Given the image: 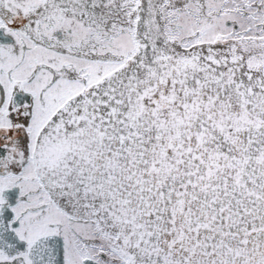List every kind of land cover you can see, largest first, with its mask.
Segmentation results:
<instances>
[{"label": "snow or ice", "instance_id": "snow-or-ice-1", "mask_svg": "<svg viewBox=\"0 0 264 264\" xmlns=\"http://www.w3.org/2000/svg\"><path fill=\"white\" fill-rule=\"evenodd\" d=\"M0 264H264V0H0Z\"/></svg>", "mask_w": 264, "mask_h": 264}]
</instances>
